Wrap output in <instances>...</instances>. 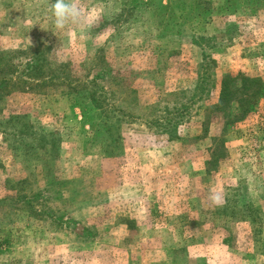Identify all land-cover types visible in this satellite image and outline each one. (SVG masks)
<instances>
[{"label": "rangeland", "instance_id": "1", "mask_svg": "<svg viewBox=\"0 0 264 264\" xmlns=\"http://www.w3.org/2000/svg\"><path fill=\"white\" fill-rule=\"evenodd\" d=\"M129 1L78 0L85 24L56 30L54 0H0V52L106 90L85 117L59 86L0 102V264H264V100L240 120L236 96L214 107L225 78L264 84V0L190 19ZM15 115L56 153L5 138Z\"/></svg>", "mask_w": 264, "mask_h": 264}, {"label": "trees", "instance_id": "2", "mask_svg": "<svg viewBox=\"0 0 264 264\" xmlns=\"http://www.w3.org/2000/svg\"><path fill=\"white\" fill-rule=\"evenodd\" d=\"M153 1L155 0H130L129 4L131 3L134 6L148 5L153 4ZM166 1L167 4L164 6L162 5L161 0H156V9L161 11L168 8L171 9V13L174 15L178 10L185 9L186 14L184 15L186 16V19L191 18L190 14L193 11L197 12V18L199 16L204 18L203 16H206L209 13L211 7L209 6L208 1L205 3V0ZM174 15L171 14V17H174ZM11 54L8 56L7 54L0 52V102H4L7 97L16 91L28 93L37 90V88L46 89L48 87L59 86V88L63 87V93L70 97V100L72 101L71 106L73 108H78L83 117L87 116L88 113L86 109L89 105L91 106L90 108H94L99 104L101 106L102 102L98 100L96 94L98 91H102L103 94L106 93L103 86V74L95 75L83 83L81 85L83 87H81L79 86L80 83L77 84V80H72L71 76L66 73V69L68 68L67 65H62V69L46 68V58L42 52L34 54V57L24 61L13 56L11 57ZM14 54L17 56H23L25 53L19 51ZM237 80L239 83L236 85ZM87 88H89V90ZM240 94H243L241 98ZM235 96L239 101V112L235 118L236 120H240L252 112L258 102L264 100V84L258 79L247 78L244 76L225 78L221 85V93L218 103L214 106L216 108L215 110H219L225 104L228 105L229 101L231 99L233 100ZM22 119H24V117L21 115L9 117L8 120L3 123L5 126L2 132L4 137L6 138L12 134L14 137L29 139L30 143H26L25 146L33 149L32 151L35 150V153L38 149L50 153H56L58 150V139L54 133L46 132L42 129L38 130L27 121L23 122ZM104 120L106 123L108 122L107 118H104ZM178 125H180V122L178 123V121H173L172 119L164 121L162 134H166L170 140L180 141L181 137H179L177 132ZM204 132L206 134L207 129L204 130ZM35 153L33 152L32 154L35 155ZM54 219L62 221L60 218ZM55 224L57 227L62 228L60 226L64 223L55 222ZM9 244V241L4 239L0 243V248L9 246Z\"/></svg>", "mask_w": 264, "mask_h": 264}, {"label": "clouds", "instance_id": "3", "mask_svg": "<svg viewBox=\"0 0 264 264\" xmlns=\"http://www.w3.org/2000/svg\"><path fill=\"white\" fill-rule=\"evenodd\" d=\"M49 13L56 30H64L69 26L82 27L86 22L78 0H54L49 4ZM212 200L216 204L220 202L218 196H213Z\"/></svg>", "mask_w": 264, "mask_h": 264}]
</instances>
